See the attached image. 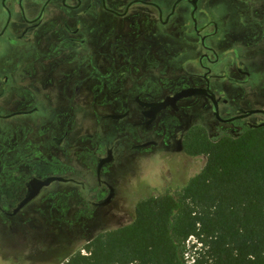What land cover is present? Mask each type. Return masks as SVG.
Instances as JSON below:
<instances>
[{
  "label": "flooded vegetation",
  "instance_id": "af4514ba",
  "mask_svg": "<svg viewBox=\"0 0 264 264\" xmlns=\"http://www.w3.org/2000/svg\"><path fill=\"white\" fill-rule=\"evenodd\" d=\"M262 126L264 0H0V218L55 217V183L111 207L110 177H176L197 131Z\"/></svg>",
  "mask_w": 264,
  "mask_h": 264
},
{
  "label": "trees",
  "instance_id": "16d2710c",
  "mask_svg": "<svg viewBox=\"0 0 264 264\" xmlns=\"http://www.w3.org/2000/svg\"><path fill=\"white\" fill-rule=\"evenodd\" d=\"M186 150L207 160L180 191L142 198L130 223L64 264H264V126L220 139L197 131Z\"/></svg>",
  "mask_w": 264,
  "mask_h": 264
},
{
  "label": "rangeland",
  "instance_id": "374dc122",
  "mask_svg": "<svg viewBox=\"0 0 264 264\" xmlns=\"http://www.w3.org/2000/svg\"><path fill=\"white\" fill-rule=\"evenodd\" d=\"M184 160L171 171L178 176L162 181L152 173L147 176L143 172L139 177L130 171L110 177L120 193L116 203L108 208L77 207V195L68 188L77 184L55 183L52 187H63L53 201L58 210L55 217L47 207H41L40 212L27 215L22 222L0 218V264H64L73 252L80 249L86 252L84 245L98 233L130 223L140 199L160 194L166 183L176 189L185 185L203 168L207 157L187 156ZM126 167L132 168V165ZM138 182L144 185L141 190L136 189ZM190 239L188 245L195 241L194 237Z\"/></svg>",
  "mask_w": 264,
  "mask_h": 264
},
{
  "label": "water",
  "instance_id": "95a60500",
  "mask_svg": "<svg viewBox=\"0 0 264 264\" xmlns=\"http://www.w3.org/2000/svg\"><path fill=\"white\" fill-rule=\"evenodd\" d=\"M51 180H52V178H48V179H46L44 181L41 180V179H37V178L34 179L32 181L33 189H31L30 196L28 197V199H30L31 197L35 196L38 193V191L40 190V188L42 186H44L45 184H48Z\"/></svg>",
  "mask_w": 264,
  "mask_h": 264
},
{
  "label": "built area",
  "instance_id": "2783aa9c",
  "mask_svg": "<svg viewBox=\"0 0 264 264\" xmlns=\"http://www.w3.org/2000/svg\"><path fill=\"white\" fill-rule=\"evenodd\" d=\"M188 256H189V255H188ZM188 256H187V257H188ZM188 258H189V257H188ZM188 262H189V263H192V262H193V259L189 258Z\"/></svg>",
  "mask_w": 264,
  "mask_h": 264
}]
</instances>
